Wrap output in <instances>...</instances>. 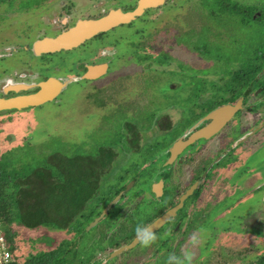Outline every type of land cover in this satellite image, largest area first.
I'll return each mask as SVG.
<instances>
[{
  "label": "rangeland",
  "instance_id": "1",
  "mask_svg": "<svg viewBox=\"0 0 264 264\" xmlns=\"http://www.w3.org/2000/svg\"><path fill=\"white\" fill-rule=\"evenodd\" d=\"M188 1L189 5H187ZM221 1L203 0L200 11L192 13L191 1L181 0L172 7L177 8L174 13L164 16L165 20L160 16L161 9H156L148 14V17L145 15L130 27L123 25L107 31L98 38L87 40L78 49L63 57L51 56L47 62L51 65L62 64L68 69L67 71H70L73 65L70 64L71 62L88 60L95 52V47L114 43L118 52H121V55L123 53V58L121 55L115 58V63L103 76L94 80H83L78 84L69 83V87L53 102L49 101L29 111L4 112L0 115V160L3 171L8 175L24 173L44 164L45 157L53 152L63 155L87 153L98 146L111 143L119 145L121 149L119 140L127 122H133L143 130L141 143L153 144L160 153V150L181 131L180 123L184 124V121L174 123L171 132L161 133L155 128L156 117L160 113H167L174 122L179 118L188 119L191 109L183 101L188 100L191 96L190 92L195 87L206 85V81L210 85L213 75L216 78L217 73L225 71L229 66L230 61L227 59L232 55L243 57L255 51L256 47L262 48L264 45V0H228L233 6L236 5V8L239 5L259 8L262 12L260 23L252 22L244 15L245 13L236 11L234 7L227 9L235 11H227L217 18H212L204 12L206 8L216 9ZM92 7L103 8V4ZM173 20L176 21L175 24ZM163 21H166L165 25ZM222 22L227 27L225 39L221 40L219 36L215 40L209 39L212 30L220 31L219 28L224 26ZM172 24L175 28L174 32ZM25 32L26 29L20 30V33H23L18 35L21 42L26 36ZM171 36L179 47L169 44ZM107 48H111L112 52L115 50L114 47L105 49ZM161 48L167 51L166 58L173 54V59L180 61L179 65L173 66L171 58L169 60L165 58L162 65L158 61L159 58L153 56L156 52H160ZM105 51L106 54H110L107 52L110 50ZM2 67L6 71L4 64L1 65ZM18 69L20 73L30 71L25 61H19ZM162 71H167L166 75L160 76ZM9 73V71L2 72L0 78ZM205 75L207 78L202 79ZM3 77L2 80L0 79V86L5 83ZM173 83L176 87H172ZM198 111L196 108L195 112ZM257 136L260 138V135ZM262 139L261 143L251 142V148H255V153L247 162L249 165L254 164L256 170L258 165L260 174L264 176V137ZM125 149L127 150L128 147ZM144 150L145 147L141 146L136 151L119 154L117 165L119 163L120 165L116 168L117 172L109 178V182L116 181V175L121 174L120 169L123 167L135 171L134 163L141 162L144 157L146 159L142 166L148 165L150 157ZM157 164L153 163L148 169L136 174L138 177L149 179L148 177L156 170ZM252 180L254 177L248 179L245 186H248L249 181ZM135 188L130 187L125 190L130 194L125 195L128 197L122 199L123 201L112 203H110L112 199L108 201L110 207L107 214L95 225L88 229L85 227L79 232L71 228L60 229L48 225L27 228L12 222L8 224L5 221V230L7 233L9 231L11 236L8 239L2 231L1 220L0 230L5 235V239L17 247V253L22 261L32 254L56 248L64 250L63 255L67 264H166L170 254H176L181 257L182 264H188L187 261H183L185 250L191 251V264H259L264 256L262 206L259 205L260 207L254 211L255 214L249 211L243 212L241 221L244 232L249 231L248 229L253 226L257 230L259 239L247 232L248 234L242 235L243 242L228 245L218 238L207 240L204 238L205 234L196 229L203 224L206 217L202 211H197L198 208L203 207V204L197 207V203L195 213L192 215L195 218L191 224V229L195 228V231H190V235L196 236L197 240L193 243L191 236L190 249L176 247L177 235H180L182 230L171 237L168 235L170 224H167L165 228L155 231L157 239L150 245L144 246L138 241L122 252L112 254L113 250L131 240L132 233L128 235V230H131L132 224L124 225L125 218L129 217L133 223L143 224V216L152 213L148 210L145 214L142 206L138 208L140 200L135 196ZM117 202L127 206L125 211L121 212V216H116L115 219L111 207ZM130 202L134 203L130 204ZM134 206L138 209L131 211ZM236 235L238 237L235 239L241 236V234ZM262 264H264L263 260Z\"/></svg>",
  "mask_w": 264,
  "mask_h": 264
},
{
  "label": "flooded vegetation",
  "instance_id": "2",
  "mask_svg": "<svg viewBox=\"0 0 264 264\" xmlns=\"http://www.w3.org/2000/svg\"><path fill=\"white\" fill-rule=\"evenodd\" d=\"M180 1L162 0L158 4L145 7L134 19L90 36L74 47L37 53L35 43L38 40L53 38L74 26L77 21L100 16L112 9H131L135 7L138 0H0V64L3 63L7 73L10 72L5 77H3L4 74L0 78L2 80L3 77L5 82L0 86V98L34 92L39 88L40 83L48 78H54L60 83L59 89L51 99L19 109L0 110V115H3L4 112L29 111L49 101L53 102L69 87V83L78 84L83 80L98 79L115 63V58H118L121 52H118L114 43L95 47V52L88 60L83 61L81 59L71 62L70 64L73 65L70 67V71H67L68 69L62 64L51 65L50 62H47L51 56L63 57L78 49L87 40L98 38L107 31L123 25L130 27L145 15L148 17V14L156 9H161L160 16L165 20L164 16L174 13L177 8L172 7ZM190 1L192 13L193 11H200L203 0ZM187 3L189 5V1ZM99 4H103V8L92 7V5L99 6ZM250 6L239 5L236 8L237 6L230 4V1L222 0L216 9L208 8L209 10H207L206 8L204 12L212 18H217L227 11H235L227 9L234 7L236 11L245 13L244 15L250 18L252 22H262L260 9L250 8ZM173 21L175 24L176 21ZM165 24L166 21H163V25ZM173 24L172 30L174 32ZM222 24L224 26L219 28L220 31L212 30L210 37L208 36L209 39L215 40L217 36L221 37V40L225 39V28L227 27L225 23L222 22ZM21 29H26V36L22 42L18 37L19 34H23L20 33ZM161 29H163L162 25ZM171 38L169 44H175L179 47L173 36ZM106 47H114L115 50L112 52L111 48L105 49ZM105 50H110L107 51L110 54H106ZM159 51L153 56L159 58L158 61L163 65L167 51L162 50V48ZM121 56L123 58V53ZM173 57L171 54L166 60L171 58L170 61H172L173 66L179 65L180 61L173 59ZM227 60L230 61L231 65L229 63L225 71L217 73L216 78L213 75V81L210 85L206 81V85L195 87L190 92L191 96L188 100L183 101L191 109L188 119L179 118L178 121L175 120L174 122L167 113H160L156 117L155 128L161 133L171 132L174 123L184 121V124L180 123L179 129L181 131L160 150V153L156 151L153 144L141 143L143 130L133 122L125 123L123 127L119 140L121 149H119V145L111 143L98 146L87 153H78L93 155L102 162H106V166L100 175L99 187L101 189L109 187L118 189L115 193L101 194L103 205L96 208V212L90 221L97 217L108 204V201L114 199L116 195L119 194L117 201L126 199L128 196L125 195L130 193L128 194L125 190L136 187L135 196H138L140 200L138 208L142 206L145 214L148 210L152 212L143 216L144 222L141 225H149L157 216L174 207L173 214L153 231L163 229L167 224H170L168 235L173 237L181 229L182 232L177 235V244H175L178 248H191L189 243L193 234L190 235V231H195V228L191 229V224L195 218L192 215L195 213L196 203L198 204L197 207L203 204V207L198 208L197 211H202V214L206 216L203 224L196 226V229L202 231L207 240L218 238L226 242L225 244L237 245L238 242H243L242 235L244 236L247 232L251 233L252 236L259 237L253 226L248 229L249 231L244 232L241 221L243 212L249 211L255 214L254 211L260 206L264 208V176L260 174L258 165L256 170L254 164L249 165L247 162L255 153V148H251V142L261 143L262 137H264V45L262 48L256 47L255 51L243 57L232 55ZM19 61L27 62L30 71L18 72ZM1 65L0 74L6 72L4 67L1 68ZM89 66H98V70H94V72L99 75L93 78L86 77L85 73ZM165 73L167 71H162L159 75H166ZM206 78L207 75L202 77V79ZM172 87H176L174 83ZM236 104H238L236 109L224 120L218 130L207 136L198 134L199 130L213 121L210 115L213 110L235 106ZM196 108L199 110L197 113L195 112ZM257 135H260V138ZM176 142L179 144L172 153L171 148ZM141 146L145 147L144 151L150 157L148 165L142 166L146 159L144 157L141 162L134 163L135 171L123 167L120 169L121 174L116 175V181L109 182V178L117 172L116 168L120 165V163L117 165V159H120L119 154H125L132 150L136 151ZM125 147L128 149L126 150ZM47 157H45L44 164H46ZM1 163L2 160H0ZM153 163H158V168L156 167V170L148 177L149 179L142 176L138 177L137 174L140 171L148 169ZM252 177L254 180L249 181L250 184L245 186L248 179ZM261 179L263 180L260 181ZM184 194L186 195L181 199ZM250 200L251 202H249ZM118 203L120 202L111 207L115 219L116 216H121V212L125 211L127 206V204ZM132 203L134 202H130V204ZM138 208L134 206L130 210L135 211ZM243 208L245 209L243 210ZM125 220L124 225H127L126 223L132 224L131 230H128V235L132 233L130 235V239H132L135 236L134 229L140 222L133 223L129 217H126ZM236 234H241V236L235 239L238 237ZM262 260L264 261V256H262L259 264H262Z\"/></svg>",
  "mask_w": 264,
  "mask_h": 264
},
{
  "label": "trees",
  "instance_id": "3",
  "mask_svg": "<svg viewBox=\"0 0 264 264\" xmlns=\"http://www.w3.org/2000/svg\"><path fill=\"white\" fill-rule=\"evenodd\" d=\"M106 162L93 155L71 156L54 152L46 164L24 173L6 174L0 167V220L3 233L11 237L4 224L16 223L27 228L52 226L82 230L103 205L101 194L117 188L101 189L100 175ZM6 225V224H5ZM11 264H67L64 250L56 248L32 254L24 261L9 240Z\"/></svg>",
  "mask_w": 264,
  "mask_h": 264
},
{
  "label": "water",
  "instance_id": "4",
  "mask_svg": "<svg viewBox=\"0 0 264 264\" xmlns=\"http://www.w3.org/2000/svg\"><path fill=\"white\" fill-rule=\"evenodd\" d=\"M161 1L162 0H138L135 7L131 9L116 8L109 10L108 12L100 16L77 21V23L74 26H72L68 30L60 33L59 35L53 38H43L41 40H38L35 43V51L37 53H40L47 51H56L62 48L74 47L90 36L105 31L120 23H125L134 19L145 9V7L149 5L158 4ZM98 68H99L98 66H89L87 72L85 73L86 77L93 78L98 76L99 74H97V72H94V70H98ZM59 87H60V83L57 80H55L54 78H48L47 80L42 81L39 85V88L34 92L19 93L9 97H1L0 110L13 109V108L19 109V108L43 103L51 99L55 95ZM237 106L238 104H236L235 106L221 107L213 110L210 114L211 117L213 118V121L206 127L199 130L198 134L207 136L210 133H213L216 130H218L222 125V123L224 122V120L227 117H229V115L236 109ZM178 144L179 142H176L172 146L171 148L172 153L174 152ZM186 194H184L181 197V199ZM118 198H119V194L116 195L115 198L112 199L110 203L117 201ZM109 207L110 204H107L100 212V214L88 223L86 229L95 225L98 222V220L106 214ZM173 212H174V207L166 210L164 213L157 216L149 225L153 230L159 228L170 217V215L173 214ZM137 242L138 240L136 239V236H134L124 246L115 249L112 252V254L120 253L123 250L132 247ZM0 257H1V253H0ZM0 264H2L1 259H0Z\"/></svg>",
  "mask_w": 264,
  "mask_h": 264
},
{
  "label": "clouds",
  "instance_id": "5",
  "mask_svg": "<svg viewBox=\"0 0 264 264\" xmlns=\"http://www.w3.org/2000/svg\"><path fill=\"white\" fill-rule=\"evenodd\" d=\"M136 239L144 246H148L155 242L157 239L156 233L153 231L150 225L137 224L135 229ZM196 236L192 237V242L195 243ZM183 261H187L191 264V252L188 250L183 251ZM166 264H182L181 257L176 254H170L166 259Z\"/></svg>",
  "mask_w": 264,
  "mask_h": 264
},
{
  "label": "built area",
  "instance_id": "6",
  "mask_svg": "<svg viewBox=\"0 0 264 264\" xmlns=\"http://www.w3.org/2000/svg\"><path fill=\"white\" fill-rule=\"evenodd\" d=\"M7 240L5 239V235L0 230V253H1V262L2 264H11L12 255L7 245Z\"/></svg>",
  "mask_w": 264,
  "mask_h": 264
}]
</instances>
